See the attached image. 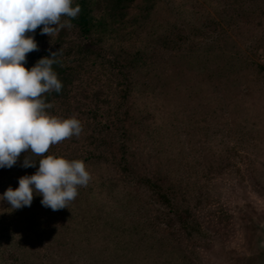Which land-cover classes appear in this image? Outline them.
Segmentation results:
<instances>
[{
	"label": "rangeland",
	"instance_id": "374dc122",
	"mask_svg": "<svg viewBox=\"0 0 264 264\" xmlns=\"http://www.w3.org/2000/svg\"><path fill=\"white\" fill-rule=\"evenodd\" d=\"M221 1L163 0L151 10L138 0L125 25L100 33V54L76 64L69 93L46 111L76 117L83 130L50 150L68 157L101 150L109 161L88 171L91 185L78 193L80 203H68L65 216L53 220L58 213L38 206L42 196L34 191L28 206L32 224L19 246L23 258L31 256L29 264H69L63 246L72 244L75 264H92L93 248L118 240L103 227L111 214L135 224V243L122 238L120 244L134 249L128 254L136 262L144 253L150 264H241L248 248L246 221L264 216V70L257 78L249 73L241 85L230 75L238 55L264 69V13L254 25L235 28L228 23L234 12L221 17ZM261 4L264 10V0ZM212 17L222 20L221 27H212ZM119 111L123 126L133 131L129 143L137 162L147 176H163L168 202L114 166L122 133ZM25 155L13 167L0 168V196L37 171L38 164L22 167ZM9 207L0 200V222L8 219ZM52 223L71 226L74 233L56 251H40L51 240L39 236L40 228ZM13 226L16 234L23 229Z\"/></svg>",
	"mask_w": 264,
	"mask_h": 264
},
{
	"label": "clouds",
	"instance_id": "9594fccd",
	"mask_svg": "<svg viewBox=\"0 0 264 264\" xmlns=\"http://www.w3.org/2000/svg\"><path fill=\"white\" fill-rule=\"evenodd\" d=\"M74 0H0V168L13 167L26 153L22 167H39L32 175L19 178V186H9L0 196L12 209L30 206L33 193L41 204L57 211L68 207L78 186H87L90 174L82 160L45 155L52 145L80 136L83 127L76 117L61 118L46 110L54 107L45 94L59 93L63 84L53 65L60 63V49L44 56L28 69L26 56L38 51L33 35L50 37L81 12ZM62 17H65L62 21ZM42 26V27H41Z\"/></svg>",
	"mask_w": 264,
	"mask_h": 264
},
{
	"label": "trees",
	"instance_id": "16d2710c",
	"mask_svg": "<svg viewBox=\"0 0 264 264\" xmlns=\"http://www.w3.org/2000/svg\"><path fill=\"white\" fill-rule=\"evenodd\" d=\"M136 1L138 0H74L73 7L76 4H79L81 6V12L76 18L71 19V29L67 27H65L66 29H60L59 32L52 37L44 36L43 34H41L40 28H38L35 33H26V35H33L35 37L34 39L37 42L39 48L38 51H32L27 54L26 63L24 64V66L28 69H31V67L36 63L38 59L44 56H50L51 52H55L60 49V53L58 55L60 63L54 64L53 70L58 74V78L61 80L63 87L59 93L52 92L50 94H45L46 102H53L56 105L58 102L64 99V97L70 91L69 88L75 83V79L77 77L76 64H82L85 61L92 59V57H97V55L100 54V33L102 34L103 32L108 31L110 27H112L113 29L116 26L120 27L121 25H125V23L127 22L125 18L128 15V10ZM141 1L142 3L146 2V4H148L152 10L157 7L158 4L163 0ZM261 2H263V0H222L221 3H224V5L223 8H221V12H223L221 14V17L229 14L228 12L230 11L235 13L234 16L232 15L234 18L232 16L229 17V22H227L231 23L233 21V26L235 28L238 27L240 29L242 27H246L245 25H254L256 20L259 18L258 16L264 13ZM64 19L66 18L62 17V21ZM221 21L222 20H219L218 17H212V27H221ZM224 33H226L225 35L228 36L229 32L227 30ZM48 37L49 39L52 38V40L54 41L51 42L52 44L45 45L43 42H45ZM168 38L169 36H166V39ZM161 39L163 38L161 37ZM236 57V63L238 64V67L234 68V71L230 76H233L235 82L239 83V85L242 84L243 79L249 77V73L254 74L256 78L257 75L262 74L264 69L261 67L262 65L255 62V60H252L245 55H238ZM214 77L215 76H213L212 74V81L214 80ZM87 111L90 113L92 112V114L96 112V110ZM124 113L125 116L129 113V111H124ZM117 117L122 133L120 134L121 143L118 153L119 156L116 158L117 160L116 162H114V166H117L121 175L127 178L130 182L133 183L135 181L136 183L141 184V186L143 187H149L151 190L155 191L158 197L168 202V195L162 190L164 185V181L162 180L163 176H161L160 174H157L153 178L147 176V173L144 170L143 166L139 165V163L137 162V154L135 149L129 143L131 135L133 136V131L129 126H123L122 122L125 121V119L123 118L122 120V111L118 112ZM50 149L45 155L51 154L57 157H63L68 159L69 161L77 159L82 160L85 163L87 171H92L93 168L98 164L105 165L109 161V159L105 158V154L101 150H93L94 152L91 151L88 156L79 154L68 157L63 153L57 154L56 151ZM35 164L39 165L38 158L36 159ZM90 185V182H88L87 186L89 187ZM84 190V186L77 187L78 193ZM114 192L115 190H112V194ZM40 201L41 200H39V202ZM74 201L80 203V197L77 196ZM34 203L37 205L38 201ZM40 205L41 203L38 206ZM101 205L106 206V203H103L102 201ZM8 209V219L6 218L7 220L5 221V223L2 221L0 222V261L2 264H29L28 261L31 256L23 258L21 255L22 251L19 249V246H21L24 242L23 237L27 234L32 224L30 223L29 225L28 223V215L30 210L28 206H24L20 209H12V207H9ZM69 211L70 209H67L66 207L60 209L56 211V213L58 214L53 215L52 218L54 220V217L57 218L58 215L65 216ZM110 212H113V210L111 209ZM103 219L110 221L103 223L104 230L106 232L108 231V233L111 234L112 237H118V240L117 238H115V241H113L116 246H113L114 244H112L110 245L111 247L108 246L104 249L93 248L92 250L95 252L96 256L95 259H93L92 264H142V262L143 264H150L149 259H146L147 262L144 263V253H140L143 259L142 262H136L135 258L131 259V254L129 255L128 253L132 252V250L134 249L127 248L126 244H120V242H123L122 238H124V240L127 239V241H129L131 244L135 243V241H133V237L135 234V224L133 225L132 223H129L124 219V217H121L120 221L116 220L115 215L113 216L112 214L105 215V218ZM107 224L108 226H105ZM13 225H21L23 229L16 234L13 230H11L14 227ZM50 226L51 228H49L48 230H45V228H47L48 226H43L42 228H40V231L42 233L39 234L40 237L44 236L45 234V236L51 237V240H49V246L47 248L39 247L40 251L41 249H46L47 251H56V249H59L61 245H65L66 239L64 237L72 236L74 233V230L71 226L66 229H60V227L62 226L61 223H52ZM12 231L16 234V236L11 234ZM141 234L143 235L142 237L147 236L145 231H142ZM119 237L121 239H119ZM141 239L142 238L139 239L140 243ZM72 245L70 247H66V245L63 246V248L65 249L66 259H68L69 264H75L73 259L70 258V253L73 249ZM10 246L12 247V249L9 250L8 247ZM141 247V251L146 253V249L143 248V246ZM68 251L69 254L67 255ZM13 253H15L14 256ZM16 255L19 256L15 258ZM49 260L52 261V259ZM53 261L55 262V260ZM44 263L45 260L43 264ZM48 264L53 263L48 262ZM59 264H64V262L60 261Z\"/></svg>",
	"mask_w": 264,
	"mask_h": 264
},
{
	"label": "flooded vegetation",
	"instance_id": "af4514ba",
	"mask_svg": "<svg viewBox=\"0 0 264 264\" xmlns=\"http://www.w3.org/2000/svg\"><path fill=\"white\" fill-rule=\"evenodd\" d=\"M246 222L248 248L241 264H264V216H253Z\"/></svg>",
	"mask_w": 264,
	"mask_h": 264
}]
</instances>
